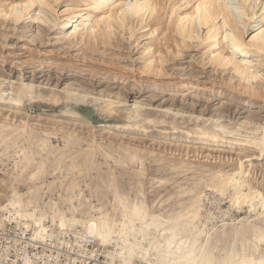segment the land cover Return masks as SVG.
I'll return each instance as SVG.
<instances>
[{
    "label": "rangeland",
    "instance_id": "1",
    "mask_svg": "<svg viewBox=\"0 0 264 264\" xmlns=\"http://www.w3.org/2000/svg\"><path fill=\"white\" fill-rule=\"evenodd\" d=\"M184 1L178 5L182 7L181 11L194 3V0H186L183 4ZM19 2L0 0V12L7 11ZM78 2L79 0H60L53 6V13L49 10L45 12L52 18L59 19L60 11L65 6L75 7ZM169 2L163 1L166 7ZM228 2L230 13L235 16L239 27L244 29V20L236 12L241 9V3L238 0ZM259 14L258 12L257 15ZM10 20L8 16L0 15V33L6 35H0V80H4V83L9 81L15 86L17 83H32L35 89L32 88L35 91L32 95L40 94L43 100L40 101L39 98L31 102L25 98L24 104L17 109L13 104H0V126L7 124L16 128L26 125L27 131L35 135L37 144L30 146L37 154L23 170V166H20L23 164L20 152L22 145L27 143L21 138L22 140L17 139L15 142L10 140L8 147L0 146V264H125L116 256L115 245H100L94 237L84 233L82 226L89 217L98 216V210H108L116 220L121 218L119 202L114 201L115 191L120 199H126L128 203H143L148 216L155 214L162 218H166L167 213V217H174L189 203L197 201L201 216L197 225L204 233L214 235L227 223L223 232L226 238L222 237L213 249L216 256L226 252L229 246L226 244H229L232 231L240 228L244 222L254 221L264 227L261 224L264 223V217L259 220L254 216L256 212L249 211L248 207L237 209L230 204L231 193L221 194L212 187L207 188L212 173L232 172L242 161L249 185L264 194V154L259 155L252 143L232 139H244L243 136L240 137L244 134L261 135L258 125H264V100L232 89L230 85L236 79L230 80L229 71H217L213 68L206 58L208 47L200 45L187 49L185 55L191 54L196 59L194 70L182 68L186 65L179 66L184 69L183 73L197 78L202 76L194 87L160 86L145 79L112 78L110 74L103 72L93 75L83 63L89 57L102 56L110 60L114 58L111 50L101 55L92 49L86 50L83 43L73 46L66 42L56 46L48 36L50 30L45 32L42 43L18 39L17 33L21 28L16 29L17 26L15 28ZM86 22L90 23V20ZM257 24L264 28V18L259 17L255 22ZM84 32V29L80 31ZM199 33L204 35L206 30L200 29ZM137 34L141 36L139 31ZM252 34L254 32L244 34L243 39L248 41ZM139 36L131 47L136 67L145 63L159 40ZM224 42V45H228L226 39ZM148 44L151 45L149 54L148 50H143ZM28 49H33L34 52L29 53ZM48 51V56L52 59H43ZM53 53L58 63L71 59L82 66L72 68L53 64ZM187 55L178 60L187 61ZM255 55L254 59L258 57V54ZM171 65L175 64L168 65L170 70L164 77L165 80L172 77V68L175 67ZM204 80L207 83L205 86L200 83ZM212 84L221 87V90H209ZM65 88L72 89L74 93L91 95L93 92L96 95L125 97L126 105L121 103L123 106L120 108L114 107L117 113L123 112L124 106L128 108L134 101L145 103L151 112L146 118L160 120L162 123H146V132L137 125L122 127V123L128 120L114 114L109 115L101 100L90 104L98 124L88 122L87 118H67L63 113H66V107L71 108L70 105L66 102L52 105V96L65 98ZM3 90L4 95L11 91L6 87ZM59 94H62L61 97ZM150 96L155 97L150 100ZM71 111L67 112L82 117ZM216 122L227 124L233 132L239 129L236 133L240 135H226L214 145L200 144L195 138H186L188 130L196 131L201 127L213 126ZM66 138L77 144L64 146ZM41 140L46 143L43 150L38 146V142L42 143ZM41 160L45 161L42 175L35 181L28 180L29 174L36 171L39 165L37 163ZM29 187L33 189V193L23 195L21 200L24 204L17 211L13 208L10 212L2 210L1 207L6 205L13 190L24 193ZM71 208H74V213ZM61 210L67 217L66 225L63 226L58 221H51L54 213ZM33 212L34 216L42 215V223L46 228L42 237L35 236L33 221L23 216ZM75 219L80 221L74 225L72 222ZM159 234V230H154L149 238L160 239ZM261 247L264 253V244ZM149 255L148 260H151L152 252ZM131 260L126 264H150L138 259Z\"/></svg>",
    "mask_w": 264,
    "mask_h": 264
},
{
    "label": "bare ground",
    "instance_id": "2",
    "mask_svg": "<svg viewBox=\"0 0 264 264\" xmlns=\"http://www.w3.org/2000/svg\"><path fill=\"white\" fill-rule=\"evenodd\" d=\"M19 1L7 11L0 12V15L8 16L11 19L10 21L15 25V28L17 26L16 29L21 28L19 32L17 31L18 39L25 38L28 41L42 43L45 32L50 30L48 36L56 46L63 45L66 42L73 46L83 43L86 46V50L92 49L101 55L111 50L114 58L110 60L99 54L101 57H89L88 61L83 63V66H86L93 75L103 72V74H110L112 78L119 77L122 80L136 78L145 79L147 82L160 86L165 84L166 86L194 87L199 81L198 78L202 76L197 78L195 75L183 73L182 70L185 68L190 69V71L194 70L196 59L191 54H186L188 56L187 61L181 62L178 59L186 56L187 49L204 45L208 47L206 58H208V62L212 64L213 68L217 71H229L230 80L236 79L230 85L232 89H236L241 94H247L252 98L264 100V28L261 25H255L259 17L264 18V0H238L242 7L236 12L244 20V29L239 27V24L235 21V16L230 13L228 0H194L192 6H186L183 11H181L182 7L178 6L182 4V0H169L168 7L164 5V0H79L75 7L65 6L60 11L59 16L61 18L59 19L52 18L51 15L46 14L45 10L53 13L55 9L53 6L60 0ZM185 3L186 0L183 4ZM99 11L102 12L99 13ZM258 12L260 13L259 15H257ZM254 16L256 17L254 18ZM87 20H90V23H87ZM17 24H20V26ZM224 27L225 29H223ZM203 28L206 30L204 35L199 33V30ZM83 29L85 32L80 33ZM138 31L141 34V36L137 34L140 38H158L159 40L154 49H150V44L143 48L144 51L148 50L147 54L151 50V54L145 59L143 65L136 67L131 47L138 38L136 35ZM252 32L254 34L250 36L248 41H245L243 39L244 34L248 33L250 35ZM0 35L6 36L3 33H0ZM148 35L149 37H147ZM135 36L137 38L131 40ZM224 39H226L228 45H224ZM108 47H114V49ZM27 51L29 53L34 52L33 49H28ZM48 53L49 51L42 58L52 59L48 56ZM255 54H258L256 59H254ZM54 56L53 53V64L72 68H80L82 66L74 63L71 59H64V63H58V59L54 58ZM170 64H175L171 65V67L175 68H172V77H168L165 80L164 77L170 70L168 69ZM180 65L186 66L182 67ZM4 82V80H0V104H13L17 109L24 104L25 98L31 102L39 98L40 101L43 100L40 94L37 96L32 95L35 92L33 91L32 83H17L15 86L9 81ZM200 83H203V86L207 84L205 80L200 81ZM4 87L11 90L6 95L3 94ZM209 90L220 91L221 87H216V85L212 84V86H209ZM64 93L66 95L64 99L54 95L52 96L53 104L49 103L53 106L64 104L65 102L70 105L71 108L66 107V113H63V116L67 118H84L75 116L67 111L74 110L83 113L91 102L101 100L105 104V111L109 115L114 114L128 120L122 123V127H129V125L136 127L137 125L146 132V123L149 125H153L156 122L162 123L160 120L154 121L146 118L151 112L145 103L139 104L134 101L130 107L124 106L125 110L123 109V112L117 113L114 107L120 108L123 106L121 103L126 105L127 100L125 97H113L110 94L96 95L93 92L91 95L90 93H74L72 89L68 90V88H65ZM9 95L11 96L9 97ZM59 95L61 97L62 94ZM154 97L150 96V100L154 99ZM138 123L141 124L138 125ZM202 124L201 126L204 127ZM25 126L20 125L16 128H11L7 124L0 126V146L8 147L10 140L15 142L21 138L27 143V145H22L20 152L22 156L21 162L23 163L20 165L23 166L21 170L25 169L33 161L35 154H37L30 147L37 146L36 137L34 134L29 133ZM173 128L176 127L173 125ZM229 128L227 124L216 122L210 127H201L196 131L188 130L185 135L186 138H195L200 144L214 145L226 135H240L236 133L240 131L239 129H234L235 132H233ZM258 129L260 131L259 134H261H258L259 136H255L256 134L254 136L244 134L240 135L244 139L236 137L232 139L247 144L252 143L258 149L259 155L264 154V125H258ZM75 144L77 143L66 138L64 146H74ZM38 146L43 150L46 143L42 141L39 144L38 142ZM37 164L39 165L36 171L28 176L30 181H35L44 171L45 161L41 160ZM247 175L243 163L240 161L232 172L212 173L210 175L211 182L207 188L212 187V189L214 188L216 192L221 194L225 192L231 193L230 196L227 195L231 197L230 204L232 206L237 209H242L243 206L248 207L249 211L256 212L254 216L257 219L262 220L264 217V194L249 185ZM30 193H33L31 187L24 193L13 190L10 194L11 196L7 199L6 205H2V210L6 209L10 212V209L13 208L17 211L24 204L21 200L23 195L26 196ZM114 201L116 203L117 201L119 202L121 216L119 220L112 218L107 212L108 210L104 211V209L98 210V216L91 215L92 217L84 221L82 226L84 233L94 237L100 245H115L116 256L125 264L132 262V258L150 264H264V253L261 247L264 244V227L257 225L254 221L244 222L240 228L234 229L229 244H226L229 245L226 252L216 256L213 249L215 244L221 241L222 237L226 238L223 232L227 227V223L222 224L221 231L214 235H207V232L204 233V230L197 225L201 217L200 205H198L197 201L189 203L174 217H167V213L165 215L166 218L155 214L148 216L143 203H128L126 199H120L116 191L114 193ZM51 203L55 205L54 202ZM50 207L53 209L52 204ZM71 211L74 213V208H71ZM23 216L29 217L33 221L35 236L42 237L43 232L46 230L42 223V215L34 216L33 212V214L25 213ZM66 218V215L61 210L54 213L51 221H58L63 226L66 225ZM79 221L75 219L72 223L75 225ZM154 230L160 231V239L151 240L149 238ZM150 252H152V258L148 260Z\"/></svg>",
    "mask_w": 264,
    "mask_h": 264
},
{
    "label": "water",
    "instance_id": "3",
    "mask_svg": "<svg viewBox=\"0 0 264 264\" xmlns=\"http://www.w3.org/2000/svg\"><path fill=\"white\" fill-rule=\"evenodd\" d=\"M74 112L81 115L84 118L89 119L93 124L99 123V121L95 118V114H94L95 111H93V108L91 107V105H89V107H86L85 111H83V113H79L77 111H74Z\"/></svg>",
    "mask_w": 264,
    "mask_h": 264
}]
</instances>
